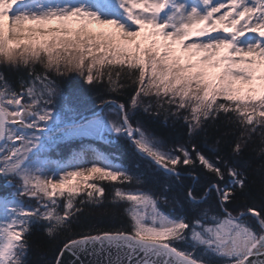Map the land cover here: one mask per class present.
Listing matches in <instances>:
<instances>
[{"label": "snow or ice", "instance_id": "snow-or-ice-1", "mask_svg": "<svg viewBox=\"0 0 264 264\" xmlns=\"http://www.w3.org/2000/svg\"><path fill=\"white\" fill-rule=\"evenodd\" d=\"M72 74L126 98L97 109L61 86ZM77 139L132 157L81 143L65 158ZM246 152L264 191V0H0V264H30L36 230L49 264H264ZM109 205L120 223L90 215Z\"/></svg>", "mask_w": 264, "mask_h": 264}, {"label": "trees", "instance_id": "trees-1", "mask_svg": "<svg viewBox=\"0 0 264 264\" xmlns=\"http://www.w3.org/2000/svg\"><path fill=\"white\" fill-rule=\"evenodd\" d=\"M61 86L65 89V91H71L73 89H77L82 92L87 98L88 103L97 109L100 105L101 98L103 99H117L123 101L126 98L125 95L119 94H111L98 96L97 92L99 89L92 88L87 85L81 78L76 76L75 74L70 75L67 80L60 81ZM143 115V114H142ZM143 119L146 124L151 126L158 134L167 136L169 138H185L186 139V127L183 126L182 123L177 122L173 123L169 120L165 123L164 117L160 116L158 118L153 117L151 115H144ZM209 136H208V145L203 144V135L199 138L201 141L202 147H210L215 146L214 140L217 136H222L227 128L221 124L219 131H215L214 128H209ZM232 137H225V139H230ZM81 143H92L99 150L106 153H114L115 155L121 157V159L128 160L132 157V150L129 146H127L124 142L117 143L115 145H109L102 141H90L84 140L83 142L80 140H73L68 146H61V154L67 158V156L71 155V150L79 149ZM258 143V142H257ZM220 147L226 150V146L221 144ZM255 154L251 152H246L245 158L252 160V168L249 171V184H250V195L248 197V203L253 204L257 207H260L262 203H264V191H261L262 188V176L257 173L256 169L259 166V160L254 158ZM138 159V158H137ZM134 172H139L141 169L136 168L135 165L132 166ZM190 183V181H187ZM1 190V186H0ZM242 208V206H241ZM238 208L237 210H241ZM122 206L120 208H113L110 205L107 206V210L105 208H94L90 210V215L93 218L100 219L102 222L107 225L110 223L118 224L123 220L121 215ZM167 211H172L168 209ZM178 211V209L176 210ZM173 215L176 213L173 212ZM126 223V221H124ZM56 245L54 242L49 241V239L45 236L42 230H36L32 237V250L29 253V261L30 264H49V261L52 260L55 254Z\"/></svg>", "mask_w": 264, "mask_h": 264}, {"label": "water", "instance_id": "water-1", "mask_svg": "<svg viewBox=\"0 0 264 264\" xmlns=\"http://www.w3.org/2000/svg\"><path fill=\"white\" fill-rule=\"evenodd\" d=\"M65 261H66V264H72V260H73V257H71L70 255H67L64 257Z\"/></svg>", "mask_w": 264, "mask_h": 264}, {"label": "rangeland", "instance_id": "rangeland-1", "mask_svg": "<svg viewBox=\"0 0 264 264\" xmlns=\"http://www.w3.org/2000/svg\"><path fill=\"white\" fill-rule=\"evenodd\" d=\"M67 157H68V156H67ZM5 191H7V190H6V189H3L2 186H1L0 193H3V192H5Z\"/></svg>", "mask_w": 264, "mask_h": 264}]
</instances>
